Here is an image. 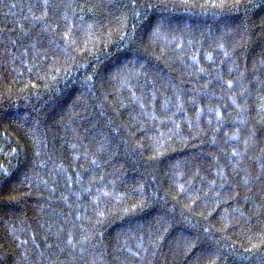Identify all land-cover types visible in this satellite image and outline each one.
Returning a JSON list of instances; mask_svg holds the SVG:
<instances>
[{"label": "trees", "instance_id": "obj_1", "mask_svg": "<svg viewBox=\"0 0 264 264\" xmlns=\"http://www.w3.org/2000/svg\"><path fill=\"white\" fill-rule=\"evenodd\" d=\"M0 264H264V0H0Z\"/></svg>", "mask_w": 264, "mask_h": 264}]
</instances>
